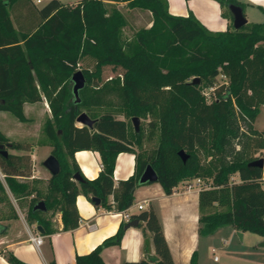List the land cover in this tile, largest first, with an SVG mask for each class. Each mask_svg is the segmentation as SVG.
<instances>
[{
    "label": "trees",
    "instance_id": "trees-1",
    "mask_svg": "<svg viewBox=\"0 0 264 264\" xmlns=\"http://www.w3.org/2000/svg\"><path fill=\"white\" fill-rule=\"evenodd\" d=\"M118 1L150 11L152 24L126 38L128 19L114 3L82 0L70 6L50 0L38 8L32 0H0V111L25 122L24 103L41 101L42 92L52 112L43 129L53 146L51 154L60 162L59 173L51 175L46 188L41 189V179H29L33 169L30 154L8 152L30 150L31 146L0 130V168L18 204L25 202V218L40 225L43 234H51L57 229L45 215L57 210L62 213V230L75 229L80 221L79 194L97 206L126 210L134 202L142 172L151 164L167 194L182 181L209 182L199 194L201 235L230 225L264 236V165L253 164L264 158L257 156L264 152V131L254 126L264 106V21L248 22L236 29L229 5L243 7L238 0H218L223 17L230 20L224 31L209 30L193 13L186 17L171 14L167 0ZM22 2L34 6L41 17L27 31L17 27L16 15L12 18L9 11ZM87 56L95 58L97 71L82 69L87 84L77 103L70 80L79 70V61ZM104 65L123 70L120 90L127 115L132 119L152 117L149 138L156 129L160 132L157 146L145 154L138 152L134 174L118 184L113 175L117 156L135 152L134 144L141 141L143 129L136 131L111 111L96 114L89 109L88 115L95 120L92 127L77 122L82 106L100 105L112 88L93 86ZM221 75L226 80L219 83ZM208 87H215L210 100L204 92ZM89 88L94 94L88 100L82 95ZM83 149L101 155L103 169L94 179L85 177L75 160V152ZM75 174L83 181H76ZM236 174L238 179L233 177ZM6 199L9 192L0 177V202ZM41 200L45 211L34 209ZM15 217L18 213L14 209L5 219ZM135 219L145 245L150 233L156 256L124 264H175L155 209L132 214L131 220ZM127 223L121 222L117 232L92 251L78 254L77 264H106L102 250L121 244ZM0 253L11 264H30L11 250ZM51 263L56 264L55 260ZM190 264H198L196 252Z\"/></svg>",
    "mask_w": 264,
    "mask_h": 264
},
{
    "label": "crops",
    "instance_id": "crops-1",
    "mask_svg": "<svg viewBox=\"0 0 264 264\" xmlns=\"http://www.w3.org/2000/svg\"><path fill=\"white\" fill-rule=\"evenodd\" d=\"M32 1L36 7L42 8L50 0L45 2L43 0L39 2L38 0ZM81 1L72 4L61 2L64 5L75 6ZM105 1L114 3V0ZM167 1L171 14L186 17L193 13L211 31H224L230 26V20L222 15V7L218 0ZM238 1L243 3L244 13L248 22L250 19H252L251 22L264 21V0ZM123 4L122 2L121 5L123 6ZM9 11L12 18L13 15H16L18 20L17 27L22 31L31 29L41 20L38 10L34 6L23 2L17 3ZM138 11L127 7L124 14L130 27H134L136 21L139 22L141 17L137 16ZM147 12L151 16V19L146 22L147 27H149L152 24V13L150 11ZM131 20H134L133 23ZM14 24L15 26L17 25L16 23ZM37 86L40 87L38 81ZM41 95V101L24 103V113L28 118L25 122L18 120L10 112L0 111V130L10 138L33 137L29 129L23 126L31 119L28 115L31 108H36L38 114L45 117V121L52 119L48 100L42 92ZM259 130L264 131V129ZM43 133L42 136L39 133H34L38 135V139H33L35 143L31 144L30 150L8 149V152L30 154L33 169L29 179L37 178L47 181L52 174L44 165V161L51 155L53 146L44 131ZM138 152L135 148V152H121L118 154L113 174L115 184H118L119 180L127 179L134 174L137 163L136 154ZM74 157L83 175L89 179L96 178L103 169L101 155L96 150H77ZM2 175H4L3 172ZM204 186L208 187L209 182L207 183L204 180L198 182L195 179L191 183L180 182L171 194H167L157 181L140 184L135 189L134 202L129 207L130 212L136 214L150 207L155 209L175 264H190L194 252L198 255V264H209L207 256L214 249L213 234L203 236L199 233V194ZM112 199L113 197L110 196L111 201ZM141 203H144L145 207L140 210L138 205ZM76 204L80 214V221L79 226L72 230H62V213L59 211L55 212L50 218L52 227L57 229L51 234H43V232L39 231L38 226L40 225L36 222L29 223L25 218V214L20 210L17 212L18 217L3 219L4 225H2L5 230L0 234V251L11 250L18 258L30 264H52V260H55L56 264H77L76 256L78 254L92 251L104 239L115 234L121 222L126 221L120 211L107 209L101 205L97 206L84 194L77 196ZM230 227L232 231H236L238 234L241 232V235L239 234L241 238L245 236L246 232L236 230L232 226ZM31 235L43 236L44 241L40 248L29 239ZM147 237L145 245L142 228L131 226L126 228L120 245L105 247L101 255L106 264H124L126 261H137L142 258L153 259L156 256V252L150 233H148ZM259 263L253 255L243 254L223 264ZM0 264H11L3 253H0Z\"/></svg>",
    "mask_w": 264,
    "mask_h": 264
},
{
    "label": "rangeland",
    "instance_id": "rangeland-1",
    "mask_svg": "<svg viewBox=\"0 0 264 264\" xmlns=\"http://www.w3.org/2000/svg\"><path fill=\"white\" fill-rule=\"evenodd\" d=\"M46 0H43L45 2ZM64 4L68 3H75L81 0H61ZM105 1V0H104ZM106 2V1H105ZM118 0H114V5L120 9L123 13L127 10L126 2H123V6L121 5L122 2ZM109 3V2H107ZM139 22L136 21L134 24V27H130L129 23L127 22L126 27L124 28V36L126 38L131 37L135 30L141 27H147V21L148 19H151L150 14H148L147 11L139 10L138 12ZM132 23L134 20H131ZM252 19H250L249 22H251ZM130 23V24H132ZM78 68L80 70L84 68L91 69L93 71H97V65L95 58L87 56L82 58L78 63ZM101 69L99 78L97 77L93 83V86H101L103 84L112 86L110 87L105 94L102 97V103L98 106L88 105V106H82L81 109L83 112H86L88 114L89 109L94 111L96 114H101L105 111H111L114 113L118 118L126 119L134 128V124L132 121V118L127 115L125 111V101L121 94V79L123 70L121 68H114L112 65H104ZM226 80L225 78L219 76L218 82H222ZM93 88H89L87 92H85L82 96L85 99L89 100V96L93 95ZM29 117L31 118L29 122H26L23 124L24 127L29 129L30 133L33 134V137L31 136H25L24 138L21 137V139L11 138L18 141H23L25 143H28L30 146L31 144H34L33 139H38V135L34 133H39L41 136L44 134L43 127L45 124V117L38 114L37 109L31 108L28 112ZM152 119V117L147 118H141L140 121V127L143 129V136L139 143L134 144V148H136L141 153H148L152 149H154L158 142L160 137L159 129H156L153 132V135L151 138H149L150 133V127H149V121ZM3 122V121H2ZM79 125H82L78 122ZM254 125L256 128L264 129V106H261L259 109V112L256 115ZM10 138V137H9ZM257 156L264 157V152L257 153ZM33 167V166H32ZM0 176L3 180V183L6 186L7 191L9 192V200H5L3 202H0V222L4 225L3 219L7 217L8 214L12 213L14 209L18 212L19 210L22 211L24 214H26V204L25 202L23 204H18L16 202L14 196L10 192L4 175H2V171L0 168ZM234 179H238V175L233 176ZM23 180V178H19ZM46 180H41V182L38 183V186L41 189L46 188ZM29 201V199L27 200ZM55 212H58L57 210H51L49 211L45 216L47 218H51ZM246 234L243 238L240 237V235L236 231H232V228L230 226H224L218 228L212 235V241L214 244V249L211 252L210 255L207 256V261L209 264H223L224 262H228L229 260H233L234 257H240L243 254H250L253 255L254 258H257V260L260 262L259 264H264V236L261 234H257L251 231H245ZM1 234V233H0Z\"/></svg>",
    "mask_w": 264,
    "mask_h": 264
},
{
    "label": "water",
    "instance_id": "water-1",
    "mask_svg": "<svg viewBox=\"0 0 264 264\" xmlns=\"http://www.w3.org/2000/svg\"><path fill=\"white\" fill-rule=\"evenodd\" d=\"M229 9L233 15V24L234 27L236 29L244 26L245 24L248 23V20L245 16L244 13V9L242 6L240 5H236V4H230L229 5ZM71 83H72V92L74 95V100L79 103L81 101L80 99V90L83 89L86 84V77L83 73L82 70H77L75 71L72 76H71ZM94 119H92L86 112H82L78 117H77V122L83 124V125H87L89 127L93 126L94 123ZM134 127L136 129V131L139 130L140 128V121L141 119L139 117H133L132 119ZM3 148V145H0V149ZM4 152H7V150H5ZM180 156L182 157V159L184 161H186L187 156L185 155V153L183 151L180 152ZM254 165H259V166H263L264 165V158H259L258 160H256L255 162H253ZM44 165L47 167V169L51 172L52 175L59 173L60 171V162L57 159V157L53 154L49 155L46 160L44 161ZM74 179L76 181H83V177L80 174H75L74 175ZM158 181V174L155 170V168L151 165L148 164L144 171L142 172L140 178H139V182L141 184L144 183H151V182H156ZM94 200L96 201V203H99V199L94 198ZM35 210H43L45 211L46 205L45 202L43 200L39 201L36 205H35ZM139 225V220L135 219V220H131L127 223L126 228H129L131 226H138ZM4 226L0 223V230L3 229ZM38 230L39 231H43V228L41 226H38ZM239 234L241 235V232H239Z\"/></svg>",
    "mask_w": 264,
    "mask_h": 264
},
{
    "label": "built area",
    "instance_id": "built-area-1",
    "mask_svg": "<svg viewBox=\"0 0 264 264\" xmlns=\"http://www.w3.org/2000/svg\"><path fill=\"white\" fill-rule=\"evenodd\" d=\"M40 0H38V2H39ZM221 77H223V78H225V76L224 75H221ZM215 90V87H208V88H206L205 89V94H206V96H207V98L210 100V99H212V97H211V93L213 92ZM197 181L198 182H200L201 181V179H197ZM144 207H145V205H144V203H141V204H139L138 205V209H144ZM121 212V214H122V216H123V218L127 221V222H129V221H131V216H132V213L130 212V210H129V208L128 209H126V210H123V211H120ZM92 226V225H91ZM29 239L38 247V248H40V246H41V244L43 243V241H44V238H43V236L42 235H31L30 237H29Z\"/></svg>",
    "mask_w": 264,
    "mask_h": 264
}]
</instances>
